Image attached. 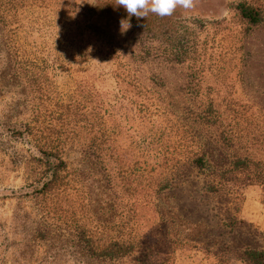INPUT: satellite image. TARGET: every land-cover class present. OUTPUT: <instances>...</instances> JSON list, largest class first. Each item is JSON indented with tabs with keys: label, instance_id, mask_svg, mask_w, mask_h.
I'll use <instances>...</instances> for the list:
<instances>
[{
	"label": "rangeland",
	"instance_id": "obj_1",
	"mask_svg": "<svg viewBox=\"0 0 264 264\" xmlns=\"http://www.w3.org/2000/svg\"><path fill=\"white\" fill-rule=\"evenodd\" d=\"M65 2L61 27L64 19L27 0H0V264H111L89 258L77 238L79 220L87 228L110 227L122 215L119 183L111 188L107 173L84 154L91 137L84 126L89 104L85 120L76 123L78 87L87 97L90 81L108 109V155L129 170L145 164L168 173L176 163L187 176L159 195L146 187L135 193L138 232L149 244L152 263L247 264L246 250H264V0H192L191 9H175L164 18L194 33L199 61L150 59L135 65L146 96L129 89L119 101L123 87L103 62L107 49L85 26L110 34L124 61L139 51L141 30L131 23L127 29L128 22L121 29L122 20L80 9L94 0ZM238 3L257 10L262 22L244 21ZM77 23L82 41L103 55L79 58L72 44ZM200 102L218 105L220 125L195 116ZM69 133L75 138L65 140ZM57 145L78 179L77 194L40 193L47 175L43 151ZM198 147L211 151L210 161L225 176L191 170L186 152ZM171 153L180 156L172 160ZM244 157L249 170L227 172ZM115 167L108 162L110 174ZM256 168L258 178L252 176Z\"/></svg>",
	"mask_w": 264,
	"mask_h": 264
},
{
	"label": "trees",
	"instance_id": "obj_2",
	"mask_svg": "<svg viewBox=\"0 0 264 264\" xmlns=\"http://www.w3.org/2000/svg\"><path fill=\"white\" fill-rule=\"evenodd\" d=\"M27 1L29 6L43 8L53 19H64L61 27L66 25L64 7L67 4L65 0ZM80 9L91 17H107V19L117 21L127 20L141 30V34H143L139 39V51L130 53L129 60L124 61L122 47L110 34L105 31H99L95 26H85L87 29L97 33L98 38L107 49L103 62L111 66V75H113L116 85L123 87L115 97L117 101L124 99L125 93L130 91L129 89L134 90L135 96H146V91L141 90V84L135 76L136 69L133 67L135 65L144 64L150 59H162L174 64H193L199 61V42L194 33L189 31L188 26L186 28L181 25L177 26L178 22L165 19L153 13H149L145 18L129 17L122 7H118L117 0H94L90 6L80 7ZM236 9L240 17L248 24L255 26L262 22L261 15L257 10L243 3H238ZM74 25H76L74 29L76 35L72 37V44L73 46L76 45V53L79 58H94L95 56L103 55L99 47L82 41V28L78 23ZM204 25L202 22L199 23L200 27H204ZM151 81L154 85L163 86L161 81L157 79L151 78ZM89 89L91 91H88V96L85 97L83 89L78 87V98L75 107L77 123L85 120L83 112L86 110L87 104L91 106V117L88 124L84 125L87 127L91 137L85 146L84 154L92 163L107 173V179H109L107 184L111 188H114L119 183V189L123 195L122 215L116 226L111 225L110 227H107L108 225L100 227L98 223L93 228H87L84 225H80L81 220H79L77 222L79 225L77 223L76 225L80 247L89 258L101 263L119 264L123 261H129L133 264H153L150 257L146 254V251L149 250L147 248L149 244L143 240L144 238L138 232L139 220L135 208V193L140 188L146 187L151 189L154 195H159L168 190L175 180H180L187 176L176 167V163L170 168L168 173H164L159 167H149V165L145 164L139 165L136 170L125 169L119 165L118 158L108 155L105 148L107 133L104 132L103 126L105 115L108 114V109L104 108L106 105L105 99L98 92H94L91 81ZM194 107L196 109L195 116L202 123L211 126H216L218 123L219 125L221 124L220 112L217 109L218 105L215 106L212 102H200ZM67 138L72 140L75 138V134L69 133V137H66L65 140ZM191 142L193 141L191 140ZM43 153L47 155V158L44 159L47 175L40 193L48 195L56 191L63 193L66 190H73L77 194L79 189L75 187V183L78 185V179L71 176V173L67 170V164L62 159V151L59 146L57 145L52 149L43 151ZM171 154L173 156L172 160L176 159V156H180V153ZM186 154L188 155V166L191 170L201 174L205 173V175L213 178L219 174L222 177L225 176L226 171L218 170L210 161L211 151L209 149L198 147L196 151H187ZM109 161L116 163V167L113 168L114 173L111 174L107 168ZM250 163L246 157L243 159L236 158L231 164L233 169L227 172L231 173L234 170L247 171ZM261 174L256 168L252 176L258 178ZM110 179L116 180V183H112ZM210 190L214 191L215 187L212 186ZM92 220L96 221L94 218ZM244 256L247 264H264V250H246Z\"/></svg>",
	"mask_w": 264,
	"mask_h": 264
},
{
	"label": "clouds",
	"instance_id": "obj_3",
	"mask_svg": "<svg viewBox=\"0 0 264 264\" xmlns=\"http://www.w3.org/2000/svg\"><path fill=\"white\" fill-rule=\"evenodd\" d=\"M117 5L122 7L129 17L145 18L149 13L160 17L171 16L178 7L191 9L193 2L192 0H117ZM125 21L127 20L121 21V29L124 28ZM130 27L128 22L127 29Z\"/></svg>",
	"mask_w": 264,
	"mask_h": 264
}]
</instances>
